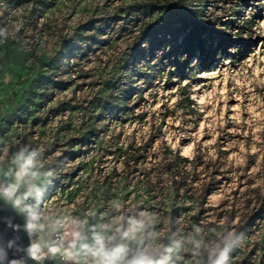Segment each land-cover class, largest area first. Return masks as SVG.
Instances as JSON below:
<instances>
[{"label": "rangeland", "instance_id": "1", "mask_svg": "<svg viewBox=\"0 0 264 264\" xmlns=\"http://www.w3.org/2000/svg\"><path fill=\"white\" fill-rule=\"evenodd\" d=\"M160 3L0 0V187L33 156V220L78 215V264L98 229L129 258L264 264V0L208 3L206 20L239 38L208 36L209 59L177 50L176 34L145 35ZM132 4H153V16ZM72 35L82 50H62ZM138 47L127 78L123 57ZM117 75L134 89L112 114Z\"/></svg>", "mask_w": 264, "mask_h": 264}, {"label": "trees", "instance_id": "2", "mask_svg": "<svg viewBox=\"0 0 264 264\" xmlns=\"http://www.w3.org/2000/svg\"><path fill=\"white\" fill-rule=\"evenodd\" d=\"M163 3L159 4L160 15H158L151 23L149 28L145 31V35L148 37L156 38L159 33L165 32L167 35H175L180 37L179 43L176 44L177 50L179 47L182 49L186 56H191L195 50L201 51L205 59H209L214 55L215 50L206 47L207 37L214 38L215 35H218L217 46L223 47L226 46L229 42L238 41L239 38H231L228 34H225L219 28L212 26L209 21L205 18L206 6L211 0H162ZM243 4L248 3V0H242ZM132 4L128 8L136 9L142 13H148V16L152 17V7L153 4ZM242 4L237 3L236 7H240ZM151 11V12H150ZM223 29V28H221ZM75 35V34H74ZM74 35L64 41L62 45V50L69 51H79L83 49V46L76 47L77 40ZM236 34L235 36H238ZM150 41V40H149ZM154 41V40H151ZM244 41V46L247 45V40ZM75 45V46H74ZM142 49L133 48V51L124 56L123 64L126 73L124 75L131 77L133 69L134 60L136 59L138 51ZM82 52V51H80ZM140 52V51H139ZM238 54L241 51L237 52ZM129 66V67H128ZM128 70V72H127ZM131 81L124 80L114 76L111 82H109L108 93L106 97V102L104 110L110 111L112 114L116 113H125V110H128L126 106L127 100L129 99L130 91L134 88L130 84ZM185 106L188 110H192L195 103L192 98H190L189 93L186 92L184 96ZM89 132L85 134L84 137H87ZM174 158L180 159L184 162H189V159L185 156L176 152ZM263 207L259 208L255 215H259Z\"/></svg>", "mask_w": 264, "mask_h": 264}, {"label": "built area", "instance_id": "3", "mask_svg": "<svg viewBox=\"0 0 264 264\" xmlns=\"http://www.w3.org/2000/svg\"><path fill=\"white\" fill-rule=\"evenodd\" d=\"M19 165L14 167V171L9 175L10 183H6L5 187L17 180L16 173L19 171ZM1 168L0 166V170ZM31 185H33V182L30 176L20 179L17 196L25 195ZM34 195L35 192L28 196L20 205L26 219L30 256L32 257V247L39 244L41 246V252L39 253L41 264H78L79 242L83 234L81 218L76 214H68L57 222L48 224L45 227L37 226L33 220L35 213ZM30 225L33 227L30 228ZM77 233H79V236H77ZM50 248H57L60 251L54 254L49 251ZM65 249H69L72 252L71 257L63 255Z\"/></svg>", "mask_w": 264, "mask_h": 264}, {"label": "clouds", "instance_id": "4", "mask_svg": "<svg viewBox=\"0 0 264 264\" xmlns=\"http://www.w3.org/2000/svg\"><path fill=\"white\" fill-rule=\"evenodd\" d=\"M21 159L22 163H20L19 171L16 173L17 183L0 189V191H2L7 198L14 199L17 206H20L28 196L32 195L34 191H38V189L35 188V185H31L29 187V191L25 195L17 196L19 190V180L28 176H32L33 179L35 178V174L30 172V169L34 167L33 156H24L21 154ZM139 223L140 222L138 221H132L129 231L134 233ZM31 227L33 226L30 225V228ZM127 235L128 233H125V236ZM77 236H79V233H77ZM92 240L93 243L82 245L84 254L92 258L89 264H167L166 259L156 260L150 256L144 255L143 253L129 258V249L126 244H121L117 247L109 249L102 229H98L94 233ZM49 251L55 254L60 250L57 248H50ZM40 252L41 246L39 244L33 246L31 249L33 259L39 260ZM63 255L71 257L72 252L69 249H65Z\"/></svg>", "mask_w": 264, "mask_h": 264}, {"label": "water", "instance_id": "5", "mask_svg": "<svg viewBox=\"0 0 264 264\" xmlns=\"http://www.w3.org/2000/svg\"><path fill=\"white\" fill-rule=\"evenodd\" d=\"M6 187H0L3 189ZM0 264H41L29 253L26 219L21 206L0 191Z\"/></svg>", "mask_w": 264, "mask_h": 264}, {"label": "crops", "instance_id": "6", "mask_svg": "<svg viewBox=\"0 0 264 264\" xmlns=\"http://www.w3.org/2000/svg\"><path fill=\"white\" fill-rule=\"evenodd\" d=\"M2 170H0L1 172ZM3 176V175H2ZM4 184L2 185V187H5L6 186V183L10 182V177L8 174H4Z\"/></svg>", "mask_w": 264, "mask_h": 264}]
</instances>
